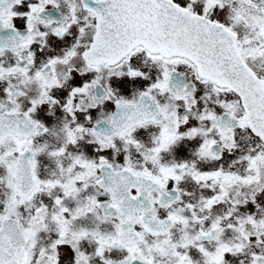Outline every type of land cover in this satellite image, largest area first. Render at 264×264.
Returning a JSON list of instances; mask_svg holds the SVG:
<instances>
[{
  "label": "snow or ice",
  "instance_id": "1",
  "mask_svg": "<svg viewBox=\"0 0 264 264\" xmlns=\"http://www.w3.org/2000/svg\"><path fill=\"white\" fill-rule=\"evenodd\" d=\"M0 264H264V0H0Z\"/></svg>",
  "mask_w": 264,
  "mask_h": 264
}]
</instances>
